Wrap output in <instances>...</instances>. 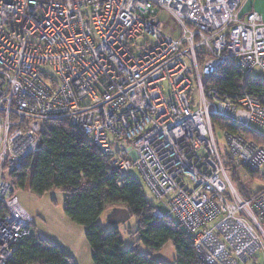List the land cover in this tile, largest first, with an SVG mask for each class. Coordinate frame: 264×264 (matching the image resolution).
I'll use <instances>...</instances> for the list:
<instances>
[{
    "label": "built area",
    "instance_id": "obj_1",
    "mask_svg": "<svg viewBox=\"0 0 264 264\" xmlns=\"http://www.w3.org/2000/svg\"><path fill=\"white\" fill-rule=\"evenodd\" d=\"M243 1L0 0V264L33 233L10 175L52 119L90 139L111 173L139 171L167 209L153 215L178 223L204 264H248L258 251L264 264V185L240 195L228 175L264 177V94L245 88L264 86V20ZM223 65L240 69L238 92L205 84Z\"/></svg>",
    "mask_w": 264,
    "mask_h": 264
},
{
    "label": "trees",
    "instance_id": "obj_2",
    "mask_svg": "<svg viewBox=\"0 0 264 264\" xmlns=\"http://www.w3.org/2000/svg\"><path fill=\"white\" fill-rule=\"evenodd\" d=\"M241 71L223 65L206 80V85L235 93L240 87ZM245 88L263 93L264 86L247 79ZM213 126L241 132L247 139L257 138L223 118L213 116ZM251 172V170H248ZM235 176V175H234ZM11 184L36 195L51 189L64 191V213L84 227L93 264H165L153 254L171 241L175 264H204L196 253L191 237L174 220L153 215L155 207L147 200L140 183L130 175L111 173L108 160L92 141L63 119L49 120L41 134L39 151L25 165L11 173ZM236 179V178H235ZM119 205L136 220L137 239L128 247L118 228L105 231L98 223L107 206ZM147 248L146 253L139 249ZM7 264H77L61 247L36 232L23 238Z\"/></svg>",
    "mask_w": 264,
    "mask_h": 264
},
{
    "label": "rangeland",
    "instance_id": "obj_3",
    "mask_svg": "<svg viewBox=\"0 0 264 264\" xmlns=\"http://www.w3.org/2000/svg\"><path fill=\"white\" fill-rule=\"evenodd\" d=\"M160 19L166 23L164 28L166 33L175 38L180 36V28L166 13H162ZM249 76L251 78H259L260 72L258 69H254L250 71ZM191 98L194 101L197 100V92L192 94ZM215 138L221 153H224L226 145L220 128L215 129ZM226 166L229 168V163ZM126 174L140 183L144 195L154 207H157L162 213L167 211L163 202L153 197L139 171L133 168ZM228 175L234 186L239 190L240 195L245 194L247 189L256 190L264 185V177L259 175L258 172H250L239 166L231 168ZM13 194L20 205L33 217V226L39 236L61 247L67 254L72 256L77 264H93L91 248L84 235V227L72 222L64 213L65 193L63 190L51 189L42 195H36L31 193L26 187L13 186ZM118 208L121 207L119 205L107 206L98 218V223L105 231L118 228L123 240V247L128 248L137 239L135 234L136 220L126 211L121 217V212H119ZM139 249L142 253L147 251V248L142 244ZM175 256L174 246L171 241L164 244L153 254L156 260L165 264H175ZM254 262L257 264L262 262L261 252H256L248 264Z\"/></svg>",
    "mask_w": 264,
    "mask_h": 264
},
{
    "label": "crops",
    "instance_id": "obj_4",
    "mask_svg": "<svg viewBox=\"0 0 264 264\" xmlns=\"http://www.w3.org/2000/svg\"><path fill=\"white\" fill-rule=\"evenodd\" d=\"M241 10L242 12L254 10L259 13L264 20V0H244Z\"/></svg>",
    "mask_w": 264,
    "mask_h": 264
},
{
    "label": "water",
    "instance_id": "obj_5",
    "mask_svg": "<svg viewBox=\"0 0 264 264\" xmlns=\"http://www.w3.org/2000/svg\"><path fill=\"white\" fill-rule=\"evenodd\" d=\"M120 213V216L122 217V214L126 211L125 208H118ZM127 213V212H126Z\"/></svg>",
    "mask_w": 264,
    "mask_h": 264
}]
</instances>
